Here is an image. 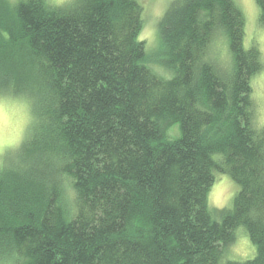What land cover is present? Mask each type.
<instances>
[{"label": "trees", "instance_id": "16d2710c", "mask_svg": "<svg viewBox=\"0 0 264 264\" xmlns=\"http://www.w3.org/2000/svg\"><path fill=\"white\" fill-rule=\"evenodd\" d=\"M142 24L140 0H0V89L28 96L36 117L16 162L0 165V260L219 264L244 226L258 248L246 264H264V137L253 142L245 111L263 64L244 46L242 11L169 0L157 22L163 71ZM219 172L241 188L231 211L207 206Z\"/></svg>", "mask_w": 264, "mask_h": 264}, {"label": "clouds", "instance_id": "9594fccd", "mask_svg": "<svg viewBox=\"0 0 264 264\" xmlns=\"http://www.w3.org/2000/svg\"><path fill=\"white\" fill-rule=\"evenodd\" d=\"M11 6H15L16 0H9ZM45 7L63 8L65 5H76L78 0H42ZM261 43L264 44V31L261 32ZM261 63L264 64V47H261ZM224 53H222V56ZM173 74L163 77L165 81H171ZM247 102L245 111L251 114L247 122L249 131L253 133L252 140L264 137V69L252 74L247 83ZM36 123L33 115L32 100L23 94H15L9 86L8 91L0 89V157L5 153L17 149L27 137L29 130ZM174 139L179 138L180 131L177 125L173 126ZM213 162H220L224 159L222 154L210 155ZM67 179V178H66ZM241 188L227 176L218 178L214 185L212 196L208 198L207 206L209 211H231L233 202ZM76 193L69 191V198L74 199ZM219 222V221H218ZM237 234H243V244H234L230 247L219 264H226L228 261L239 264L254 261L258 254L257 246L252 243L242 227L236 229ZM0 264H24L20 257L13 253L9 260H0Z\"/></svg>", "mask_w": 264, "mask_h": 264}, {"label": "rangeland", "instance_id": "374dc122", "mask_svg": "<svg viewBox=\"0 0 264 264\" xmlns=\"http://www.w3.org/2000/svg\"><path fill=\"white\" fill-rule=\"evenodd\" d=\"M140 2L142 4L143 24H142L140 33L138 35V39L144 41L145 43L148 53L150 54L149 55L150 65L154 68L161 69L163 71L164 69H162V67L158 63L160 62L161 56L155 55L160 50V45H159L160 43H159L158 31H157V22L160 19L169 0H140ZM235 3L242 11L244 20H245L244 46L249 47L251 44H255L258 46V49L260 50L261 47H264V44L261 43V32L264 31V23H261L259 21V11L255 3V0H254L253 5L250 7L245 5L244 0H235ZM220 46H223V44L221 43V39L219 38V39H216L212 48L214 49L216 55L219 57V61H222L227 56H226V52L224 51V49ZM222 53H224L223 56H222ZM262 69H264V64L260 70ZM174 125H177V124H174ZM174 125H172L168 130V135L171 137H174V133H173ZM18 154H19L18 148L13 151L5 153L2 157H0V165L1 164L3 165L4 162L6 163L12 162V161L16 162V158H17L16 156ZM221 176H227L232 181H234L227 173H222V172L217 173L215 176L214 183L212 184V186L210 187L208 191L207 202H208V198L212 196V190H213L214 185L218 182V178ZM238 227H242L244 229V232L247 233L244 226H238ZM236 229L234 230L235 231L234 240L231 244L228 245L227 250L230 247H232L234 244H241V245L243 244L244 235L237 234Z\"/></svg>", "mask_w": 264, "mask_h": 264}, {"label": "snow or ice", "instance_id": "6c2138e0", "mask_svg": "<svg viewBox=\"0 0 264 264\" xmlns=\"http://www.w3.org/2000/svg\"><path fill=\"white\" fill-rule=\"evenodd\" d=\"M244 3H245V5L246 6H252L253 5V3H254V0H244Z\"/></svg>", "mask_w": 264, "mask_h": 264}]
</instances>
